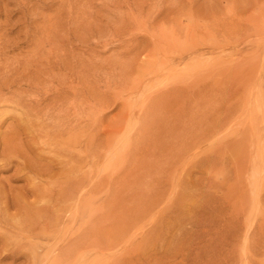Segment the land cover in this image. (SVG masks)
<instances>
[{"label":"rangeland","instance_id":"1","mask_svg":"<svg viewBox=\"0 0 264 264\" xmlns=\"http://www.w3.org/2000/svg\"><path fill=\"white\" fill-rule=\"evenodd\" d=\"M4 112L1 132L24 123L21 146L63 164L39 182L16 176L24 159L0 173V264H264V0H0ZM69 127L76 150L110 157L88 165L102 189L65 232ZM85 222L106 232L68 257Z\"/></svg>","mask_w":264,"mask_h":264},{"label":"bare ground","instance_id":"2","mask_svg":"<svg viewBox=\"0 0 264 264\" xmlns=\"http://www.w3.org/2000/svg\"><path fill=\"white\" fill-rule=\"evenodd\" d=\"M168 90H170V88L168 89ZM158 91H159V89H158ZM161 91V90H160ZM159 91V92H160ZM156 92V91H155ZM159 92H156V93H154L155 95L157 94V93H159ZM162 92H164V91H161L160 92V94L159 95H163V101L165 100V92L164 93H162ZM168 93H169V91H167ZM161 96H158V97H161ZM155 97V96H154ZM197 97V96H196ZM195 97V98H196ZM3 98V97H2ZM199 98V97H198ZM160 99V98H159ZM169 101V100H168ZM170 101H171V99H170ZM5 102V101H4ZM14 102V101H13ZM151 102V101H150ZM147 103V102H146ZM146 103H145V105H146ZM172 103V102H171ZM2 104V103H1ZM144 104V103H143ZM142 104V105H143ZM152 104L153 103H151V106H149L150 105V103H149V107H152ZM158 104H160V103H158ZM7 105V104H6ZM144 105V107L143 108H141V109H143V111H145L144 110V108L146 107V109L148 108V106L146 105L145 106ZM168 105V104H167ZM161 106V105H160ZM172 106V105H171ZM163 107V106H162ZM153 108V107H152ZM159 108V107H158ZM140 109V110H141ZM159 109H161V108H159ZM148 110H149V108H148ZM156 110H157V108H156ZM164 110H165V108H164ZM142 111V110H141ZM138 112V111H137ZM182 113V112H181ZM184 115V114H183ZM8 116V113L7 114H5V112H4V114L3 115H0V155H2V156H5L6 158H8L7 160H6V162L5 163H2L1 165H0V173L1 172H5V171H7V169L14 163V159L15 158H17V159H24V164H21V163H17L15 166H17V171H16V176L19 174V173H21V172H26V171H28L30 174H33L31 177H33L34 178V180L36 179H38L37 181L39 182V181H42V180H44L45 178H48V175H49V172H52L53 170H55L56 168H57V165H61V164H63V163H60V162H57V161H55V159H51L52 161H51V163L50 164H52V165H47L46 167H44V166H42L41 164H39L40 162H39V160H40V156H39V153L38 152H41V151H37L36 152V149H35V153H33L32 151H31V149L33 148L34 149V147L32 146V144H31V146H29L28 148H25V146L23 147V145L21 146V144H22V142H21V144H20V141H22V136H24V135H26V131H28L29 129L28 128H26L27 126H24L23 124H21L22 126H20V125H18V126H16V128H7L6 127V130L4 131V132H1L2 131V128H3V126H4V123H5V121L3 120V118H5V117H7ZM192 116V115H191ZM196 117V116H195ZM173 121V120H172ZM185 122V121H184ZM189 124V123H188ZM219 124H221L220 123V121H219ZM160 125V124H159ZM163 126V125H162ZM203 126V125H202ZM214 126V125H213ZM217 126L219 127L220 125H218L217 124ZM222 126V125H221ZM29 127V126H28ZM172 127V126H171ZM63 128V127H62ZM158 128V127H157ZM164 128H165V126H164ZM163 128V129H164ZM201 128V127H200ZM215 128V127H214ZM70 129H72V128H70L69 127V130ZM167 129V128H166ZM175 129V128H174ZM73 130V129H72ZM220 130V129H219ZM54 131V130H53ZM53 131H51L52 133H53ZM58 131V130H57ZM60 131H64V133L66 132L65 131V129H63V130H61L60 129ZM71 131V130H70ZM173 131V130H172ZM194 131V130H193ZM48 132V131H47ZM217 132V131H216ZM31 133H32V131H31ZM44 133H46V132H44ZM49 133V132H48ZM64 133H59V131H58V133L55 131V133H53V134H58L57 136H61L62 134H64ZM50 134V133H49ZM48 134V135H49ZM59 134H61V135H59ZM85 134V133H84ZM43 135V134H42ZM51 135V134H50ZM49 135V136H50ZM86 135V134H85ZM85 135H83V137H82V139L86 142V140L88 139L89 140V138H87V136H85ZM160 135V134H159ZM8 136H11V138H9L8 139ZM55 136V135H54ZM65 136V135H64ZM81 136L82 135H79V134H75V133H72V131L71 132H69L68 131V133L66 132V136L65 137H67V145L65 146V145H63L64 144V142L62 141L61 142V144L64 146V149H63V147H62V149H59L60 151L58 152L59 154L61 153V152H63L64 154H67L66 155V157L68 158V160H69V162H68V164H72V167H71V169H70V178L69 179H65V180H67V183L65 184V187H63V189H61V195H62V199H63V201H62V203H63V205L65 204H69L70 203V205H69V207H64V206H60V208H59V213H56L57 214V220H56V222H58V224H57V226L59 225V226H64L63 228H65L64 230H63V228L62 229H59V230H62V231H65V232H67V231H72L71 230V228H73L72 226H71V228H70V225L72 224H74L75 222H76V220L78 219L77 218V209L76 210H74V208L76 207V206H79L80 204H82L80 201L81 200H83V198L84 197H86L87 195H89V194H91L92 192H98V190H101L102 189V186H103V176L100 174H98V176H96V181H93L94 179H92L91 177H90V172L88 171V165L90 164V162H92V161H95V162H100L101 160L103 161V159L105 160V159H107V158H109V157H107V155L106 156H104V154L103 153H97L96 151L97 150H95V152H93V147L91 146H88L86 149H82V150H76L77 149V144H78V140L81 138ZM162 136V135H161ZM62 137V136H61ZM54 138V137H53ZM58 138V137H57ZM11 139H13L12 141H11ZM55 139V138H54ZM64 139V138H63ZM145 139V138H144ZM200 139V138H199ZM11 141V142H9V141ZM82 140V141H83ZM158 141V140H157ZM174 141V140H173ZM200 141V140H199ZM19 142V143H18ZM31 142V141H30ZM29 142V143H30ZM46 142V141H45ZM16 143H18V144H20V146L18 145V144H16ZM29 143H27L28 145H29ZM197 144H198V141L196 142ZM16 144V145H15ZM60 144V145H61ZM156 144V143H155ZM159 144V143H158ZM197 144H193V145H196L197 146ZM61 145V146H62ZM140 145V144H139ZM87 146V145H86ZM96 146V145H95ZM59 148H61L60 146H58ZM136 147V146H135ZM158 147V146H157ZM157 147L155 148V149H157ZM181 149L179 148H177L176 149V151H177V153H180V152H182V151H184V150H182L185 146H184V144H181ZM198 147H200V145H198ZM85 148V147H84ZM196 148V147H195ZM56 149H58V148H56ZM160 149V148H159ZM169 149V148H168ZM186 149H189V148H186ZM194 149V148H193ZM14 151H16V152H14ZM75 151H77V153H75ZM122 151V150H121ZM132 151V150H131ZM160 151V150H159ZM187 151V150H186ZM185 151V152H186ZM12 152H14L15 153V157H11V156H14V154L13 155H11L12 154ZM101 152V151H100ZM110 152V151H109ZM188 152V151H187ZM31 153H33V155L31 154ZM44 153V152H43ZM51 153V152H50ZM57 153V154H58ZM123 153H124V149H123ZM127 153V152H126ZM106 154H108V153H106ZM128 154V153H127ZM130 154V153H129ZM174 154H176V153H174ZM171 155H173V154H171ZM183 155H185V154H183ZM10 156V157H9ZM31 156L33 157V158H36L37 160H32L31 159ZM61 156H63V155H61ZM149 158H150V156L149 155H147ZM181 156H182V154H181ZM177 157V156H176ZM175 157V158H176ZM3 158V157H2ZM14 158V159H13ZM64 158H65V156H64ZM147 158V157H146ZM45 159V158H44ZM43 159V160H44ZM48 159V158H47ZM65 161H67L66 159H64ZM174 160V159H173ZM176 160V159H175ZM45 161H47V160H45ZM3 162V161H2ZM21 162V161H20ZM62 162V161H61ZM64 162V161H63ZM108 162V161H107ZM145 162V161H144ZM153 162H154V159H153ZM175 162V161H174ZM65 163V162H64ZM106 163V162H105ZM148 163H150V162H148ZM67 164V163H66ZM94 164V163H93ZM104 164V163H103ZM133 164V163H132ZM141 165V164H140ZM172 165V164H171ZM149 166V165H148ZM129 167V166H128ZM138 167V166H137ZM163 167V166H162ZM161 167V168H162ZM170 167V166H169ZM172 167V166H171ZM171 167H170V169H171ZM91 168V167H90ZM102 168H103V166H102ZM127 168V167H126ZM125 168V169H126ZM135 168V167H134ZM134 168H132V169H134ZM168 167H166V169H167ZM68 169V168H67ZM138 169V168H137ZM147 169H149V168H147ZM91 170V169H90ZM92 170H93V168H92ZM101 170V169H100ZM165 170V169H164ZM169 170V169H168ZM66 171V170H65ZM137 171V170H136ZM163 171V170H162ZM54 172V171H53ZM123 172V171H122ZM121 172V173H122ZM133 172H134V170H133ZM120 173V174H121ZM91 174H93V173H91ZM172 174H174L173 172H172ZM20 175V174H19ZM29 175V174H28ZM27 175V176H28ZM15 176V175H14ZM63 176V175H62ZM126 176H127V174H126ZM125 176V177H126ZM68 177V176H67ZM122 177V176H121ZM33 178H32V181L34 182V180H33ZM57 178V177H56ZM55 178V179H56ZM93 178H95V177H93ZM149 179V178H148ZM159 179V178H158ZM29 180H30V178H29ZM47 180V179H46ZM52 180V179H51ZM57 180V179H56ZM63 180V179H62ZM61 180V181H62ZM105 180V179H104ZM122 180H124L123 178H122ZM7 181V180H6ZM38 182H35V183H37L38 184ZM112 182V181H111ZM167 182V181H166ZM171 182V181H170ZM54 183V182H53ZM151 183H152V181H151ZM35 185V184H34ZM60 185V184H59ZM61 185H63V184H61ZM3 186V185H2ZM11 186H12V184H11V179L9 178L8 179V187L9 188H11ZM38 186V185H37ZM165 186V185H164ZM29 187V186H28ZM35 187V186H34ZM3 188H5V187H3ZM7 188V187H6ZM37 188H39V187H37ZM37 188H34V191H36L37 193H39L40 191L37 189ZM41 188V187H40ZM12 189H13V187H12ZM30 189V188H29ZM35 189H37V190H35ZM98 189V190H97ZM1 190V189H0ZM4 190V189H3ZM10 191H11V189H10ZM30 191H32V190H30ZM46 191V190H45ZM52 191V190H51ZM4 192V191H3ZM7 192V191H6ZM12 192V191H11ZM41 193H44V192H41ZM1 194V193H0ZM8 194V193H7ZM59 195V194H58ZM7 198V197H6ZM84 204V203H83ZM62 205V204H61ZM78 208V207H77ZM81 208H82V206H81ZM80 208V209H81ZM57 211V210H56ZM81 211H82V209L80 210V213H81ZM1 212V211H0ZM7 212V211H6ZM88 212V211H87ZM61 213V214H60ZM2 214V213H1ZM0 214V215H1ZM58 214H60V215H58ZM88 214V213H87ZM78 216H80L79 215V212H78ZM136 216V215H135ZM55 217V216H54ZM56 217L54 218V219H56ZM89 217V216H88ZM94 217V216H93ZM81 218H82V216H81ZM133 218V217H132ZM87 219V218H86ZM1 220V219H0ZM79 220V219H78ZM81 220V219H80ZM46 221V220H45ZM93 221V220H92ZM50 222H53V221H50ZM79 222V221H78ZM98 223L99 222H101V225L103 224V223H105L106 224V219H105V217H104V214L102 213L100 216H99V219H98V221H97ZM97 222H93V224H91V223H86L85 222V224L83 225L82 223V226L80 227V228H74L75 230H73L74 231V235H75V238L74 239H69V240H67V237H66V240H65V242H64V244L62 245V247H61V245H60V247L61 248H59V249H61V252L63 251V253L64 254H66L68 257H71V256H75V255H77L78 257H80V259L85 255V252H86V250L85 251H82L83 249H84V247H85V241L86 240H88L91 236H96V237H99V236H103V234L106 232V229H107V226H105V224L103 225V226H105L104 227V231H99V230H96L93 226H94V224H97ZM3 224V223H2ZM1 223H0V225H2ZM7 224V223H6ZM80 224V223H79ZM80 224V225H81ZM47 225V224H46ZM79 226V225H78ZM51 228V227H49V225H47L45 228ZM100 227V226H99ZM44 228V227H43ZM47 228V229H48ZM59 228V227H58ZM101 229V228H100ZM58 230V231H59ZM57 231V232H58ZM30 233H32V232H30ZM33 233H34V231H33ZM68 233H70V232H68ZM112 235H111V237L110 238H112V247H113V242H114V240L117 238V239H120V231H117V233H116V236L117 237H115V235H113V233H111ZM72 235V234H71ZM74 235H72L73 237H74ZM66 236V235H65ZM62 237V236H61ZM115 237V238H114ZM70 238V237H69ZM117 239H116V241H117ZM56 241V240H55ZM63 241V240H62ZM97 241V240H96ZM59 242V241H58ZM111 242V241H110ZM62 243V242H61ZM116 243H117V245H118V242H115V245H116ZM20 244V243H19ZM57 244V243H56ZM89 244V243H88ZM98 244H100V243H98ZM101 246H99L98 248L96 247L95 248V251L98 249V251H99V249L100 248H102L103 246H105L106 245V243L104 242V241H102L101 242V244H100ZM114 245V246H115ZM117 245L115 246L116 248H117ZM120 245V244H119ZM18 246V245H17ZM55 246V245H54ZM111 246H108V249H110L109 247H111ZM20 247H21V244H20ZM59 247V246H58ZM105 247H107V246H105ZM52 248V247H51ZM94 248V247H93ZM104 248V247H103ZM116 248H115V250H116ZM58 249V250H59ZM49 250V249H48ZM93 250V249H92ZM91 250V251H92ZM107 250V249H106ZM111 251H113L112 250V248L110 249ZM7 250H5V252H6ZM18 251H20V250H18ZM88 251V250H87ZM97 251V252H98ZM103 251L105 252V249H103ZM9 252V251H8ZM11 252V251H10ZM99 252H102V250L101 251H99ZM98 252V253H99ZM104 252H102V253H104ZM110 252V251H109ZM116 252V251H115ZM18 253V252H17ZM105 253H107L108 254V250H107V252H105ZM97 254V253H96ZM101 254V253H100ZM99 254V255H100ZM9 255L10 254H6L4 257H3V259H5V258H8L9 257ZM98 255V254H97ZM102 255V254H101ZM105 255V257H106V254H104ZM104 255H102V256H104ZM114 257L115 258H113V260L115 261V264H120V259L119 258H116V257H119L118 255L117 256H115L114 255ZM108 256L106 257V258H102L104 261L105 260H107L108 261ZM79 259V258H78ZM103 260L101 261L100 259L98 260H96V262H95V264H103ZM263 262V261H262ZM105 264H106V262H104ZM108 263V262H107ZM112 264V263H111ZM114 264V263H113Z\"/></svg>","mask_w":264,"mask_h":264}]
</instances>
